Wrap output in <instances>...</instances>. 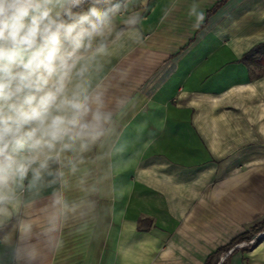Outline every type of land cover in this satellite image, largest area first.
<instances>
[{"label":"crops","instance_id":"1","mask_svg":"<svg viewBox=\"0 0 264 264\" xmlns=\"http://www.w3.org/2000/svg\"><path fill=\"white\" fill-rule=\"evenodd\" d=\"M220 1L133 0L143 40L116 69L138 101L133 124L146 127L130 137L117 179L124 196L95 236L69 239L46 264H206L264 221V64L242 61L264 44V0L215 9ZM226 255L227 264H264V237L219 264Z\"/></svg>","mask_w":264,"mask_h":264},{"label":"clouds","instance_id":"2","mask_svg":"<svg viewBox=\"0 0 264 264\" xmlns=\"http://www.w3.org/2000/svg\"><path fill=\"white\" fill-rule=\"evenodd\" d=\"M143 19L133 0H0V264H46L113 218L146 127L116 62Z\"/></svg>","mask_w":264,"mask_h":264},{"label":"trees","instance_id":"3","mask_svg":"<svg viewBox=\"0 0 264 264\" xmlns=\"http://www.w3.org/2000/svg\"><path fill=\"white\" fill-rule=\"evenodd\" d=\"M225 1L226 0H221L215 6V9L218 8L219 6H221ZM262 48H264V44H261V45L255 47L253 50H251L250 52L246 53L243 56L242 61L247 66H250L251 64H259V65L264 64V51H262ZM263 228H264V221L254 225L250 230H247L246 232L242 233L241 235H239L238 237L233 239L228 245H226V246L220 248L219 250H217L216 252L212 253L208 257L206 264H219V262H220L219 258L222 255V253H224V252L226 253V252L230 251L237 243H239L241 241L251 239L256 233L261 231ZM229 256L230 255H227L221 264H227V260H228Z\"/></svg>","mask_w":264,"mask_h":264},{"label":"rangeland","instance_id":"4","mask_svg":"<svg viewBox=\"0 0 264 264\" xmlns=\"http://www.w3.org/2000/svg\"><path fill=\"white\" fill-rule=\"evenodd\" d=\"M263 234V236L260 237V235ZM264 237V230L259 231L258 233H256L251 239L247 240V241H241L239 243H237L235 246H250V245H254L259 239ZM252 241H254V243H252Z\"/></svg>","mask_w":264,"mask_h":264},{"label":"water","instance_id":"5","mask_svg":"<svg viewBox=\"0 0 264 264\" xmlns=\"http://www.w3.org/2000/svg\"><path fill=\"white\" fill-rule=\"evenodd\" d=\"M226 256H227V255H226ZM226 256L223 257L222 261L226 258ZM222 261H221V263H222ZM221 263H220V264H221Z\"/></svg>","mask_w":264,"mask_h":264},{"label":"built area","instance_id":"6","mask_svg":"<svg viewBox=\"0 0 264 264\" xmlns=\"http://www.w3.org/2000/svg\"><path fill=\"white\" fill-rule=\"evenodd\" d=\"M263 236V234L260 235V237Z\"/></svg>","mask_w":264,"mask_h":264},{"label":"snow or ice","instance_id":"7","mask_svg":"<svg viewBox=\"0 0 264 264\" xmlns=\"http://www.w3.org/2000/svg\"><path fill=\"white\" fill-rule=\"evenodd\" d=\"M252 243H254V241H252Z\"/></svg>","mask_w":264,"mask_h":264}]
</instances>
